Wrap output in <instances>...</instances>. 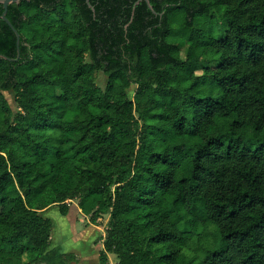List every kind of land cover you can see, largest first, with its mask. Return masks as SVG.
<instances>
[{"label": "trees", "instance_id": "trees-1", "mask_svg": "<svg viewBox=\"0 0 264 264\" xmlns=\"http://www.w3.org/2000/svg\"><path fill=\"white\" fill-rule=\"evenodd\" d=\"M134 1L8 5L0 264L76 263L41 214L69 200L102 263L264 264V0Z\"/></svg>", "mask_w": 264, "mask_h": 264}, {"label": "rangeland", "instance_id": "rangeland-1", "mask_svg": "<svg viewBox=\"0 0 264 264\" xmlns=\"http://www.w3.org/2000/svg\"><path fill=\"white\" fill-rule=\"evenodd\" d=\"M105 82V75L99 73L96 79L97 85L103 87ZM133 88L134 85L131 90ZM7 98L12 103L11 96L7 95ZM67 203L69 208L66 216L59 214L57 205H52L41 212L43 217L52 222L51 246L60 245L63 251L74 253L78 261L70 264H117L118 260L112 253L106 255L104 263L99 259L109 214H103L95 223H92L89 221V215L83 214L78 208L77 200H69ZM21 260L24 264H44V262L32 263L25 255L21 257Z\"/></svg>", "mask_w": 264, "mask_h": 264}, {"label": "water", "instance_id": "water-1", "mask_svg": "<svg viewBox=\"0 0 264 264\" xmlns=\"http://www.w3.org/2000/svg\"><path fill=\"white\" fill-rule=\"evenodd\" d=\"M20 0H0V4L2 5V13L0 15V18L8 25V27L12 30V32L14 33L15 35V46H16V52H17V57L16 58H10V57H7L3 54H0V58L2 59H5V60H8V61H15L18 59L19 57V33L16 31V29L12 26V24L10 23V21L7 19L6 17V13H7V7L8 5L10 4H13V3H18ZM85 2L87 3V5L89 7H91V5L89 4L88 0H85ZM140 2H144L146 7L155 15L159 14L161 15V13H157L155 10H153L149 0H135L134 3H133V7H132V12H131V16H132V13L134 11V8L136 7V5H138ZM91 9H93L91 7Z\"/></svg>", "mask_w": 264, "mask_h": 264}]
</instances>
